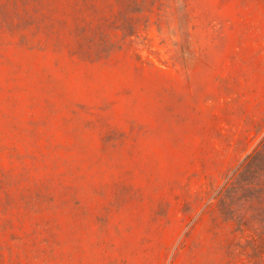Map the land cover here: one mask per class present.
<instances>
[{"label":"rangeland","instance_id":"374dc122","mask_svg":"<svg viewBox=\"0 0 264 264\" xmlns=\"http://www.w3.org/2000/svg\"><path fill=\"white\" fill-rule=\"evenodd\" d=\"M0 264H264V0H0Z\"/></svg>","mask_w":264,"mask_h":264},{"label":"trees","instance_id":"16d2710c","mask_svg":"<svg viewBox=\"0 0 264 264\" xmlns=\"http://www.w3.org/2000/svg\"><path fill=\"white\" fill-rule=\"evenodd\" d=\"M251 159V155H247L246 158L241 162V164L239 165V167L234 171L232 178L230 179V181L235 180L238 176H241L248 168L251 164H249V160ZM228 182L226 185L232 183V182Z\"/></svg>","mask_w":264,"mask_h":264}]
</instances>
